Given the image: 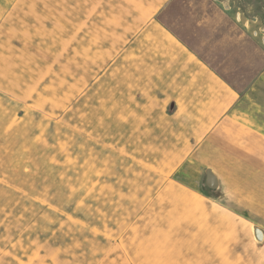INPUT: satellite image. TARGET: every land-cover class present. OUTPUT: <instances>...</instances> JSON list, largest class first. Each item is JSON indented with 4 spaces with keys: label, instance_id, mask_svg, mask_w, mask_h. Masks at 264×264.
Returning <instances> with one entry per match:
<instances>
[{
    "label": "rangeland",
    "instance_id": "374dc122",
    "mask_svg": "<svg viewBox=\"0 0 264 264\" xmlns=\"http://www.w3.org/2000/svg\"><path fill=\"white\" fill-rule=\"evenodd\" d=\"M82 3L20 0L0 26V88L38 112L0 129V264H264V0L160 13L210 66L157 17Z\"/></svg>",
    "mask_w": 264,
    "mask_h": 264
},
{
    "label": "crops",
    "instance_id": "0c3cea01",
    "mask_svg": "<svg viewBox=\"0 0 264 264\" xmlns=\"http://www.w3.org/2000/svg\"><path fill=\"white\" fill-rule=\"evenodd\" d=\"M20 0H0V26L4 25V20L7 18V16L10 14L11 11L16 10L17 8L16 3ZM87 2V7L89 10H93V14L95 15L96 12H99L100 9L104 8H112V10H124V11H132V13H111L106 15H137L141 16L143 18H146L145 23H149L152 21L154 17H157L159 21L162 22V25L160 22H158V19L156 22H154L152 27H155L154 29L158 30L161 34H172L174 40V47L178 48L182 51L183 55L185 56V59L189 64L194 66H210V64H216V62L211 61V58L218 56L219 49L216 48L214 45L212 48H209L208 46H201L200 41L201 38H197L196 35L195 39L194 37L190 35L188 41H186L182 36L178 35L176 31L172 29H168V27H165V23L158 17L160 16V13L167 9L172 3H174L175 0H84ZM62 1V5H63ZM77 4H81L80 7L84 6V3H82V0H77ZM78 5V6H79ZM92 5V6H90ZM84 8V7H83ZM134 11V12H133ZM101 12V11H100ZM12 14V13H11ZM103 14V13H102ZM85 15V14H84ZM152 23V22H151ZM165 25V26H164ZM2 27H0V32L2 31ZM218 32L217 30L212 31ZM1 36V35H0ZM220 37H217V39ZM216 39V41H217ZM215 41V42H216ZM208 47V48H207ZM211 50V51H209ZM203 69V67H201ZM206 70L209 74V76H205L206 78L212 79V80H219L224 81L225 79L219 75L218 71L212 67V69H203ZM201 71V70H200ZM194 73L197 75V70L195 69ZM173 102V101H172ZM174 103V102H173ZM171 104V102H170ZM169 104V106H170ZM174 110V105L172 110ZM13 113V117L16 115L18 116V120L16 121V124H19L21 122V118L25 117L27 114H33L37 116V113L35 108L30 104V102L22 101L20 96L5 91L0 88V129L1 133H3V129L6 128V116ZM14 126V125H13ZM4 143L3 139L0 138V145ZM258 226V225H255ZM260 227V226H259ZM261 228V227H260ZM264 232V229L261 228ZM264 244V239L263 243Z\"/></svg>",
    "mask_w": 264,
    "mask_h": 264
},
{
    "label": "water",
    "instance_id": "95a60500",
    "mask_svg": "<svg viewBox=\"0 0 264 264\" xmlns=\"http://www.w3.org/2000/svg\"><path fill=\"white\" fill-rule=\"evenodd\" d=\"M174 103L171 102L169 110H172ZM204 183L211 192H216L220 188V178L211 166L204 169ZM251 235L256 244L261 245L264 239V232L259 226L250 227Z\"/></svg>",
    "mask_w": 264,
    "mask_h": 264
}]
</instances>
